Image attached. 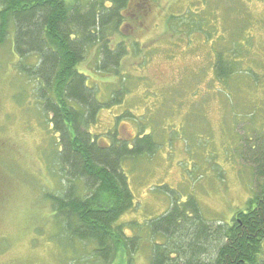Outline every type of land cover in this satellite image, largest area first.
Here are the masks:
<instances>
[{
	"label": "rangeland",
	"instance_id": "rangeland-1",
	"mask_svg": "<svg viewBox=\"0 0 264 264\" xmlns=\"http://www.w3.org/2000/svg\"><path fill=\"white\" fill-rule=\"evenodd\" d=\"M125 9L109 40L137 47L119 62L127 92L109 98L119 81L109 70L95 69V50L80 64L96 98L107 103L81 131L102 146L117 137L131 146L130 140L146 134L154 142L152 154L123 163L135 205L117 223L142 225L166 212L173 197L164 187L178 203L194 197L206 221L231 222L254 190L243 160L264 142V0H129ZM1 10L0 264L86 260L93 246L77 243L74 254L63 248L60 218L48 199L68 183L57 169L56 135L38 103V82L20 69L37 57L21 61L13 51L12 24L3 23ZM217 52L238 63L224 82L215 75ZM244 140L248 148L242 149ZM74 189L82 195L89 187L80 181ZM148 244L140 242L135 264H147ZM259 261L264 264V242Z\"/></svg>",
	"mask_w": 264,
	"mask_h": 264
},
{
	"label": "trees",
	"instance_id": "trees-1",
	"mask_svg": "<svg viewBox=\"0 0 264 264\" xmlns=\"http://www.w3.org/2000/svg\"><path fill=\"white\" fill-rule=\"evenodd\" d=\"M75 1L0 0L3 23L12 24L13 51L21 61L37 57L35 63L20 69L38 82V103L56 135L57 169L68 183L64 190L59 188L48 195L52 214L56 220L60 218L56 228L65 241L63 248L74 254L77 243L93 246L90 258L75 257L68 264H135L142 241L149 243L147 264H262L264 142L256 144L254 153L249 152V160H243L251 170L254 190L250 189L252 196L245 210L236 212L231 222L206 221L194 197L178 203L175 192L164 187L173 197L166 212L142 225L117 223L135 205L123 163L152 154L154 142L151 134L130 140L131 146L118 137L112 138L111 146L90 138L89 131L84 130L96 122L97 112L107 103L96 98V89L80 64L95 50V69L109 70L107 73L119 81L109 98L119 99L127 92L126 86L122 87L127 81L122 80L119 62L127 51L138 52L137 47L124 40L112 46L109 39L122 25L129 0ZM230 52L238 53L234 45ZM215 55V75L224 82L238 63L229 55ZM245 147L246 140L242 149ZM239 157H244L243 152ZM80 181L89 189L86 194L75 195ZM125 227L133 234L127 236ZM145 228L149 230L147 236L143 234Z\"/></svg>",
	"mask_w": 264,
	"mask_h": 264
}]
</instances>
